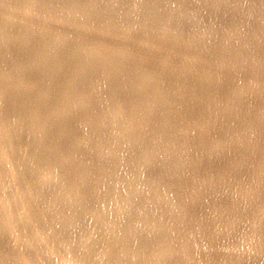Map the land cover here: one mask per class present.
Masks as SVG:
<instances>
[{
	"label": "bare ground",
	"instance_id": "6f19581e",
	"mask_svg": "<svg viewBox=\"0 0 264 264\" xmlns=\"http://www.w3.org/2000/svg\"><path fill=\"white\" fill-rule=\"evenodd\" d=\"M0 264H264V0H0Z\"/></svg>",
	"mask_w": 264,
	"mask_h": 264
},
{
	"label": "rangeland",
	"instance_id": "374dc122",
	"mask_svg": "<svg viewBox=\"0 0 264 264\" xmlns=\"http://www.w3.org/2000/svg\"><path fill=\"white\" fill-rule=\"evenodd\" d=\"M90 5H92V6H95V5H93L92 3H90ZM198 36H201L202 38H204V39H210V37L213 35L212 33H208V34H206V32H200V31H197V32H195ZM66 37L68 38V42L69 43H73V45L75 44V40L73 39L74 38V36H72V35H70V34H66ZM81 103H82V101H81ZM98 131H101V129L100 130H98ZM31 229H33V228H31ZM34 230V229H33ZM94 234V233H93ZM39 239L41 240V242L43 243V245H44V247L48 250H50V252H51V254L54 256V257H59V253L57 252V250H56V248H53L54 246L51 244V243H49L48 241H44V239H43V237H42V235L39 233ZM182 253L181 252H177V253H175V255H177V256H180Z\"/></svg>",
	"mask_w": 264,
	"mask_h": 264
}]
</instances>
